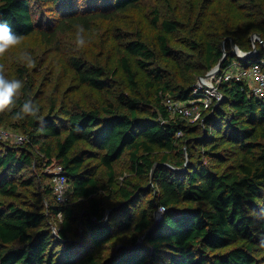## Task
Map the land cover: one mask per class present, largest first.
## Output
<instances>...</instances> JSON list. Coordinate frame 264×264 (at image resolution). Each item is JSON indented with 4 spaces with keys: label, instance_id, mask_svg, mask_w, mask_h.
<instances>
[{
    "label": "trees",
    "instance_id": "obj_1",
    "mask_svg": "<svg viewBox=\"0 0 264 264\" xmlns=\"http://www.w3.org/2000/svg\"><path fill=\"white\" fill-rule=\"evenodd\" d=\"M140 1L87 0L80 8L76 0H0V21L28 36L37 30L38 8L50 5L62 18L51 33L42 31L49 38L64 25L90 27ZM250 3L249 17L231 18L230 7L208 24L200 13L155 11L156 38L138 34L124 45L136 67L125 56L117 66L111 51L71 56L80 87L95 93L90 104L55 97L44 106L28 68L18 70L25 80L20 102L30 97L41 120H18L27 135L22 144L0 140V264H264V98L232 81L221 84V99L200 120L165 104L194 98L199 79L224 53L221 69L236 59L246 66L264 59V9ZM179 32L182 50L171 43ZM253 34L261 35L257 50ZM230 39L250 55H234ZM125 153L131 177L119 187L115 162ZM56 164L70 183L65 203L47 183V168ZM158 208L162 217L146 233ZM121 229L133 235L120 243Z\"/></svg>",
    "mask_w": 264,
    "mask_h": 264
},
{
    "label": "rangeland",
    "instance_id": "obj_2",
    "mask_svg": "<svg viewBox=\"0 0 264 264\" xmlns=\"http://www.w3.org/2000/svg\"><path fill=\"white\" fill-rule=\"evenodd\" d=\"M76 1L80 8L86 6L87 0ZM250 2L251 0H141L137 7L115 13L110 19H98L93 21L90 27L80 25L85 29L84 35L87 44L79 49L75 44L77 27L71 24L64 25L53 37L44 36L42 31L51 33L54 28H57V23L62 17L57 14L54 7L43 5L38 8L34 16L39 23L37 30L28 36H23L19 46L9 49L3 57H0V64L5 66V75L8 78L22 80L18 70L26 66L21 62L20 56L24 52H28L35 60L34 67H27L30 79L35 81V90L38 91V98L44 106L55 97L66 100L79 99L84 104H90L95 93L84 85L80 87V82L76 79L74 69L69 61L71 56L96 58L100 51L102 55L111 51L117 66L120 67V57L125 56L136 67L135 58L125 50L124 45L128 40L136 38L138 34L150 41L156 38L161 30L153 23L155 11H159L162 17L171 12L180 15L192 13L193 17L200 13L205 24H208L210 19L227 14L230 7L235 11L234 15L228 13L231 18L234 16V19L239 21L243 16L249 17L253 13ZM256 2L258 8L264 9V0H256ZM82 13L85 16L90 15V12ZM254 35L251 36V43L253 47H257L259 38H254ZM170 37L172 45L177 50L184 48L180 32L172 34ZM178 55H182V53ZM22 81L25 83V80ZM201 82L203 84L210 83L212 78H203ZM6 113L10 115L9 121L1 125L0 130L8 135L4 141L14 143L16 135L22 134L20 133L21 129L17 127L19 121L13 119L11 112L7 111ZM129 165L127 153L115 162L117 186H123L125 178L131 177ZM101 172L103 178L106 179V171L102 168ZM47 183L54 185V180L48 179ZM68 187L67 199L71 201L70 183ZM148 197L149 195H145L136 206V213L132 212L135 219L138 218L137 211L147 205ZM158 211L161 209L158 208ZM107 217L109 219V215ZM131 235H133L132 229H121L118 232L117 240L121 243L128 240ZM140 242L142 243L143 240ZM107 253L103 248L97 254L103 259L108 255Z\"/></svg>",
    "mask_w": 264,
    "mask_h": 264
},
{
    "label": "built area",
    "instance_id": "obj_3",
    "mask_svg": "<svg viewBox=\"0 0 264 264\" xmlns=\"http://www.w3.org/2000/svg\"><path fill=\"white\" fill-rule=\"evenodd\" d=\"M254 37H256V35H254ZM244 55L245 54H241L237 57H243ZM210 78H212V82L206 84L201 82V79H203L202 77L199 79L198 87L194 91L195 97L190 100L167 98L165 104L170 112L191 121L202 119L203 114L209 109L211 104L215 100L221 99L222 93L219 88L223 82H244L249 86L254 95L259 98H264V59L253 62L248 66L242 65L236 59L228 67L221 69L220 72L212 75ZM199 88H203L204 90L200 91ZM178 135H182V132H179ZM6 136L8 135L0 130V139L4 140ZM26 139V134H18L15 137L14 143L22 144ZM47 171L54 180L53 190L58 200L62 203L67 202L69 183L63 166L56 164L48 167ZM159 212L162 213L163 210L161 209ZM61 216L62 213H59V217Z\"/></svg>",
    "mask_w": 264,
    "mask_h": 264
},
{
    "label": "clouds",
    "instance_id": "obj_4",
    "mask_svg": "<svg viewBox=\"0 0 264 264\" xmlns=\"http://www.w3.org/2000/svg\"><path fill=\"white\" fill-rule=\"evenodd\" d=\"M75 44L76 47L83 48L86 46L85 29L83 26L77 25ZM23 36L13 31L7 22L0 21V57H3L11 48L17 47L21 44ZM21 62L26 67H34L35 60L31 54L24 52L20 56ZM24 89V82L20 79H10L5 75V66L0 64V113L6 111L13 112V119L24 120L31 117L36 120H41L39 115L40 109L34 104L33 100L28 97L20 102L22 90Z\"/></svg>",
    "mask_w": 264,
    "mask_h": 264
},
{
    "label": "water",
    "instance_id": "obj_5",
    "mask_svg": "<svg viewBox=\"0 0 264 264\" xmlns=\"http://www.w3.org/2000/svg\"><path fill=\"white\" fill-rule=\"evenodd\" d=\"M255 35H256V37H254V38H259V41L262 42L261 35L260 34H255ZM230 40H231V44H232V49H233V54L234 55L238 56V55H241V54H245L242 50H240V48L238 47V45L235 43V41L233 39H230ZM254 49L256 50L257 47L255 46ZM224 52H225V49H224ZM245 55L249 56L250 54H245ZM225 59H226V53H224L223 58L220 60L219 64L214 69H212L210 72H208L206 75H204L202 78H208V77H211L212 75L220 72V70L222 68V64L225 61ZM161 214L162 213H160L158 210L155 212V222H154V224L151 226V228L146 233H148L149 231L154 229V227L157 225V223L159 222V220L161 218ZM106 219L108 220V217ZM145 235L142 236L141 241L144 240ZM121 246L122 245H119V247H121Z\"/></svg>",
    "mask_w": 264,
    "mask_h": 264
}]
</instances>
